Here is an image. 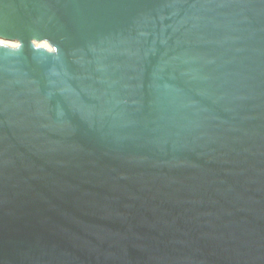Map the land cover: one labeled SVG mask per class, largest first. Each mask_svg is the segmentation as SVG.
Masks as SVG:
<instances>
[{
	"label": "water",
	"instance_id": "1",
	"mask_svg": "<svg viewBox=\"0 0 264 264\" xmlns=\"http://www.w3.org/2000/svg\"><path fill=\"white\" fill-rule=\"evenodd\" d=\"M0 39V264H264V0H0Z\"/></svg>",
	"mask_w": 264,
	"mask_h": 264
},
{
	"label": "bare ground",
	"instance_id": "2",
	"mask_svg": "<svg viewBox=\"0 0 264 264\" xmlns=\"http://www.w3.org/2000/svg\"><path fill=\"white\" fill-rule=\"evenodd\" d=\"M0 44L4 46H9L12 48H16L18 46L17 42H12V41L3 40V39H0ZM36 46L51 50V46L46 42L36 43Z\"/></svg>",
	"mask_w": 264,
	"mask_h": 264
}]
</instances>
